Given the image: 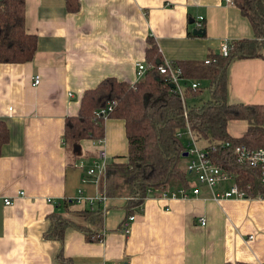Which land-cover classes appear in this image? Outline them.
Here are the masks:
<instances>
[{"label": "crops", "instance_id": "0c3cea01", "mask_svg": "<svg viewBox=\"0 0 264 264\" xmlns=\"http://www.w3.org/2000/svg\"><path fill=\"white\" fill-rule=\"evenodd\" d=\"M24 5L25 29L37 39L34 56L25 63H0V120L9 136L0 148V264H263L264 198H214L231 183L211 189L187 173L186 188L199 187L197 195L163 197L185 186L177 180L152 191L133 211L125 234L127 197L98 200L101 179L87 173L97 160L95 140H81L73 155L62 143L66 117L77 114L83 92L106 77L134 82L136 63L146 62L150 43L163 62L204 64L220 55L225 40L253 38L234 2L24 0ZM260 54L233 57L226 65L228 102L264 106V42ZM35 75L40 83L33 86ZM181 81L185 90L193 81L208 84L184 76ZM247 125L230 120L227 133L240 138ZM103 139L108 160L122 161L128 151L124 121L105 119ZM78 196L82 200L75 201ZM7 197L12 204H4ZM63 199L73 201L58 204ZM88 200L103 214L101 241H87L71 225L61 241L48 237L56 216L84 224L80 212L90 207Z\"/></svg>", "mask_w": 264, "mask_h": 264}, {"label": "trees", "instance_id": "16d2710c", "mask_svg": "<svg viewBox=\"0 0 264 264\" xmlns=\"http://www.w3.org/2000/svg\"><path fill=\"white\" fill-rule=\"evenodd\" d=\"M74 0H67L72 4ZM254 31V37L230 42L227 56H218L209 65L199 62H173L181 69L182 77L207 79L209 98L201 104H188L197 98L202 87L185 90L182 101L158 65L163 63L155 44L146 48V64L150 67L138 82H127L106 77L95 87L83 92L76 115L65 120L62 143L72 153L83 139L97 140L104 135V118L96 111L114 102L107 118L121 119L125 123L128 151L121 161H109L100 182L101 195L127 197L126 211L130 215L152 191L163 188L171 181H182L186 187L187 171L180 161L186 145L178 133L187 127L198 143L208 151L212 161L230 174L245 198H264V179L259 165L237 161L233 147L245 144L250 149L264 147V106L227 101L225 68L233 57L260 56L264 42V0H233ZM36 35L25 29L24 0H0V63L18 64L32 60L36 51ZM159 62V63H158ZM186 115H185V113ZM247 121V129L240 138L227 133L230 120ZM8 128L0 120V148L8 140ZM230 141V147L211 150L215 143ZM73 200H60L68 204ZM82 225H73L66 218L56 216L48 237L62 240L64 229L71 225L79 229L90 242L103 238L102 211L98 206L84 209ZM63 262H68L58 254ZM230 264V263H225ZM236 264H253L237 262ZM264 264V263H263Z\"/></svg>", "mask_w": 264, "mask_h": 264}, {"label": "built area", "instance_id": "2783aa9c", "mask_svg": "<svg viewBox=\"0 0 264 264\" xmlns=\"http://www.w3.org/2000/svg\"><path fill=\"white\" fill-rule=\"evenodd\" d=\"M228 3H231L233 0H226ZM203 17H199L196 21V26L198 28H201L203 26ZM230 47V41L225 40L223 44L220 46L219 50V56H227ZM218 56H212L208 57L204 60L205 65H209L211 63L216 62ZM151 67V66H150ZM145 62H137L136 63V70H135V81L138 82L141 80L145 74V72L150 68ZM158 71L159 73L163 74L165 79L168 83L174 85V89L179 93L182 101L185 100L184 94H185V88H183L180 85V81L182 80V72L179 67H177L173 62H163L160 65H158ZM40 83V77L39 75H35L32 78V85L36 86ZM198 87H200L199 81H193L191 82L189 88L191 90H195ZM114 102L109 103L106 108H102L95 112L97 116H103L104 119H107L108 112L112 110V107L114 106ZM10 109V108H9ZM185 113V112H184ZM186 115V113H185ZM185 135L186 139V149L185 153L187 154V158H189L187 165H186V171L187 173L194 175L195 179L199 184H203L209 188H213L216 184H218L221 181H227L231 180V185L229 189L222 192L220 195L214 196V198H245L244 193L239 190L238 186L234 182L232 176L225 171L222 170V168L215 164L210 155L209 151L205 148L199 145L197 139L193 135L192 131L187 127L184 131L179 132L178 136L183 137ZM96 146H97V160L95 161L94 165L91 166L87 173L89 175H92L96 182L99 181L101 178L104 177L106 172V166L109 162L107 152L103 146L104 139L99 138L95 140ZM231 142L230 141H224L220 143H215L210 146L211 150H216L217 148H226L230 147ZM233 150L236 154L237 161L241 163H249L252 166L259 165L261 167V175L264 179V147L257 148V149H250L245 144H237L233 147ZM84 181V180H83ZM199 193V187L197 186H191V188L181 187L179 189H175L172 191H169L168 193L163 192V197L169 196L170 198H182L187 199L191 194L197 195ZM22 195L23 192H20ZM105 199L104 195H100L98 200ZM73 200V199H70ZM82 200V196H78L75 201ZM4 204L10 205L12 204V200L7 197L4 198ZM48 202L53 203L51 199H47ZM90 203H93L91 200H88ZM135 214L132 213L126 217V219L122 223V231L125 234L129 233V224L134 220ZM206 221L204 218H200V224L205 225Z\"/></svg>", "mask_w": 264, "mask_h": 264}, {"label": "rangeland", "instance_id": "374dc122", "mask_svg": "<svg viewBox=\"0 0 264 264\" xmlns=\"http://www.w3.org/2000/svg\"><path fill=\"white\" fill-rule=\"evenodd\" d=\"M183 83L184 82L181 81L182 87H184ZM186 84H190V81H187ZM202 88H203L202 89V93L197 98L187 99V103L188 104H201V103H203V102L208 100L209 92H208V89H207V82L203 81ZM182 140H183L184 144H186L187 141L185 140V135L183 136ZM188 160H189V158H187V156L182 157V159L180 161L181 167H184L186 169V165H187ZM224 183L228 185V184L231 183V180L224 181Z\"/></svg>", "mask_w": 264, "mask_h": 264}, {"label": "water", "instance_id": "95a60500", "mask_svg": "<svg viewBox=\"0 0 264 264\" xmlns=\"http://www.w3.org/2000/svg\"><path fill=\"white\" fill-rule=\"evenodd\" d=\"M193 34L194 35H198V36H201V35H203V30H195V31H193ZM159 63V62H158ZM172 88H174V85H170ZM187 154L186 153H184V154H182V156L184 157V156H186Z\"/></svg>", "mask_w": 264, "mask_h": 264}]
</instances>
